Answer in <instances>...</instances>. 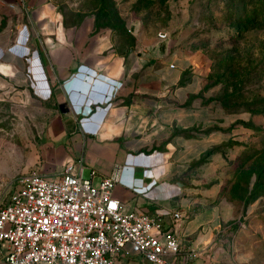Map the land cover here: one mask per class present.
Returning a JSON list of instances; mask_svg holds the SVG:
<instances>
[{
	"label": "crops",
	"instance_id": "crops-1",
	"mask_svg": "<svg viewBox=\"0 0 264 264\" xmlns=\"http://www.w3.org/2000/svg\"><path fill=\"white\" fill-rule=\"evenodd\" d=\"M123 0H0V98L40 110L45 128L27 170L82 159L94 182L121 166L114 188L129 210L167 215L193 264H264V196L224 194L192 176L235 139V117L201 95L204 76L181 39ZM87 173V175H86Z\"/></svg>",
	"mask_w": 264,
	"mask_h": 264
},
{
	"label": "rangeland",
	"instance_id": "rangeland-1",
	"mask_svg": "<svg viewBox=\"0 0 264 264\" xmlns=\"http://www.w3.org/2000/svg\"><path fill=\"white\" fill-rule=\"evenodd\" d=\"M160 33L181 39L203 70L201 95L235 117V139L222 157H203L192 176L225 180L224 194L242 201L264 196V0H123ZM40 110L0 98V200L8 183L27 170L30 151L41 143ZM87 175V173H86ZM252 192V193H251ZM251 194V195H250Z\"/></svg>",
	"mask_w": 264,
	"mask_h": 264
},
{
	"label": "built area",
	"instance_id": "built-area-1",
	"mask_svg": "<svg viewBox=\"0 0 264 264\" xmlns=\"http://www.w3.org/2000/svg\"><path fill=\"white\" fill-rule=\"evenodd\" d=\"M82 159L58 172L29 169L0 200V264H193L175 224L182 212L129 210L114 194L121 166L99 182Z\"/></svg>",
	"mask_w": 264,
	"mask_h": 264
},
{
	"label": "trees",
	"instance_id": "trees-1",
	"mask_svg": "<svg viewBox=\"0 0 264 264\" xmlns=\"http://www.w3.org/2000/svg\"><path fill=\"white\" fill-rule=\"evenodd\" d=\"M230 141H231V140H230ZM229 143H230V142L226 143L225 146H227ZM219 149H220V148H218V150H219ZM204 157H207V155L204 156ZM251 193H252V192H251ZM250 195H251V194H250ZM255 197H258V195H257V196L244 197L243 200H245L246 202H249L251 199H254Z\"/></svg>",
	"mask_w": 264,
	"mask_h": 264
}]
</instances>
